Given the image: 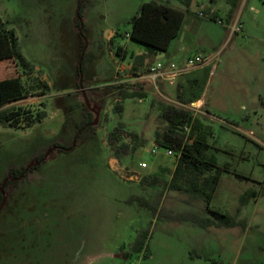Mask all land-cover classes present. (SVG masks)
<instances>
[{
    "label": "rangeland",
    "instance_id": "rangeland-1",
    "mask_svg": "<svg viewBox=\"0 0 264 264\" xmlns=\"http://www.w3.org/2000/svg\"><path fill=\"white\" fill-rule=\"evenodd\" d=\"M79 1L0 0V18L14 29L32 64L21 76L24 94L0 107L20 113L13 124H0V264H264V0H237L229 18L230 0H216L213 19L199 16L207 14L203 8L195 14L198 23L189 17L184 25L191 22L190 31L201 37L196 26L202 22L207 29H201L213 35V48L203 41L193 51L210 54L227 43L212 73L208 68L207 83L202 82L211 113L201 105L200 112L189 110L211 127L209 152L218 166L229 168L220 176L211 207L233 214L245 190L255 193L241 212L247 218L245 230L159 221L148 209L126 203L139 195L155 203L159 212L207 215L203 202L186 204L178 192L141 180L153 175L168 181L176 163L164 148L149 152L154 131L163 127L159 103L151 100L178 99L180 104H174L188 109L200 84L187 97L171 90V100L158 95L126 99L125 112L122 89L146 95L153 87L129 81L132 73L123 66L124 60L131 61L128 55L123 60L115 56L114 49L120 44L133 54L143 51L126 33L129 18L149 0H82L78 19ZM111 29L115 33L106 34ZM89 31L95 33L94 44ZM159 55L154 57L162 59ZM99 57L102 68L96 66ZM4 62L0 78L11 72ZM160 87L163 83L158 82ZM117 103L123 105L121 113L115 110ZM87 110L93 129L78 130L75 125ZM42 111L43 119L26 125L28 117ZM118 122L124 129L111 138ZM117 147L124 153L121 159L115 157ZM141 162L147 166L142 168ZM10 169L24 171L14 175ZM144 229L149 231L144 249L132 252L135 237Z\"/></svg>",
    "mask_w": 264,
    "mask_h": 264
},
{
    "label": "trees",
    "instance_id": "trees-1",
    "mask_svg": "<svg viewBox=\"0 0 264 264\" xmlns=\"http://www.w3.org/2000/svg\"><path fill=\"white\" fill-rule=\"evenodd\" d=\"M190 0H180L183 7L169 5L166 2L156 0L142 1L128 22L130 30L126 34L129 39L140 44L144 48V53L136 55L131 52L129 56L134 59L130 68L131 73H136L140 67L150 66L149 59L168 49L172 39H174L181 28V25L189 14L188 4ZM237 0H230L231 8L228 11V18L233 12ZM84 1H79L77 7V16L80 19L83 15ZM214 16L210 15V19ZM79 26V21H76ZM85 26L81 24V31ZM116 55L125 59L127 52L121 47L115 48ZM0 61H5V68H10V74L7 73L0 78V107L20 98L24 94V87L21 82V76L32 70V64L24 57L18 42V37L13 28H9L0 18ZM80 73L85 70V61L82 59L79 65ZM120 99L126 100L133 97H144L145 94L138 90L122 89L119 93ZM152 100L151 103H155ZM159 103L158 117L163 123V127L154 131V142L161 148L171 150L176 156V163L170 180L166 181L157 176L146 175L141 178L147 185H158L162 190L175 191L183 195L182 201L191 204L195 201H201L204 204L206 216H202L194 211L183 212H163L158 211L155 203L143 196L132 195L126 199L127 204L136 203L139 207L148 209L156 216L159 221L167 222H190L194 226L203 229L210 227H236L240 226L245 230L247 218L241 215L243 208L248 204L250 197H255V193L245 190L238 199L236 210L233 214L225 213L219 209L211 207L210 203L214 191L220 180L223 171H228V165L218 166L216 157L209 152L210 144L208 136L212 133L211 127L204 124L202 120L195 116L189 109L172 103ZM115 110L118 113L123 111V105L117 103ZM19 109L5 107L0 109V124H13L14 118L19 115ZM45 111L40 112L34 117H28L26 125L30 126L45 117ZM83 119L76 123V128L86 131H92V115L87 110L83 112ZM124 129V123L118 122L115 128L110 132V137H115L119 130ZM187 129V130H186ZM117 139V138H114ZM127 145H123V148ZM135 149V146L133 147ZM115 157L121 159L124 153L117 147L114 150ZM11 173L18 175L22 169H10ZM0 193V201H1ZM149 231L144 229L135 237L132 245V252H140L144 249ZM126 258L129 253L123 254Z\"/></svg>",
    "mask_w": 264,
    "mask_h": 264
},
{
    "label": "crops",
    "instance_id": "crops-1",
    "mask_svg": "<svg viewBox=\"0 0 264 264\" xmlns=\"http://www.w3.org/2000/svg\"><path fill=\"white\" fill-rule=\"evenodd\" d=\"M156 1L166 2V1H169V0H156ZM209 1L210 2H209L208 5H204V3L199 4L200 3L199 0H190L189 1L188 9H189L190 13L186 15V17H185V19H184V21H183V23L181 25V28H180V31H179L178 35L174 39H172V41L170 42V44L168 46V49L165 52L159 53L160 54L159 58L163 56L162 59H158L157 57H151L149 59L150 65L155 63V62H157V61H160V60H163V61H166V62L167 61H172V62L176 63L177 65H181L185 61V59L187 57L195 55V54H201L198 51H193V49L195 47H197V46H200L203 41L205 42L206 45L209 43L210 44V48L214 47V46H212L213 35H211L206 30L207 28L205 27L204 23L201 22L203 25L201 23H199V26H196V29L198 27L199 30H202L203 34H202L201 37L203 39L198 35V33H196L195 29H194V33H192L190 31V30L193 29V25L189 24L191 22L192 23L193 22L194 23H198V21H196L197 18H195V14L200 9L206 8L208 10L207 14L208 13H213V16L215 14H218L217 8L215 7L216 0H209ZM172 5H174V6H177V5L183 6V4H182V2H180V0H177V4L175 3V4H172ZM228 11H229V9H227L226 13H228ZM189 17H193V19L190 20L191 22H188L187 27L184 28V25L188 21ZM206 20H208V19H206ZM203 26L206 29H201ZM107 32H110L111 34L115 33L112 29L111 30H107L106 34H107ZM106 34H105V36H106ZM94 35H95L94 32L89 31V36H90L93 44L96 41V39H94ZM131 43L136 44V43H134L132 41H131ZM226 44L227 43H225L220 49L223 50V48L226 46ZM118 45H120V44H118ZM121 47H123V46H121ZM94 48H95V46H94ZM231 48L234 49L235 45L232 44L230 46V49ZM123 49L127 52L128 60L131 61V62L128 63L127 60H124L126 65L123 66V67L124 68H126V67L127 68H131L132 59L133 58H129V54L131 52H133V51L129 50L128 47H123ZM143 53H144V49H143L142 52L134 54V56L141 55ZM114 54H115V49H114ZM210 54H213V53H210ZM100 55H101V53H100ZM204 55H208V54H204ZM115 56H116V54H115ZM101 62H102V59H100V57H99L98 61L96 63V66H100L102 68V66H104V64H102ZM208 68H209V74H210L211 73V65L205 64V65H202V66H199V67L193 68L192 70L187 71L186 73L176 77L172 81H166V80L158 79L156 81V83H152L148 79L147 74H146V71H147L148 67L147 68L140 67L136 73H132L131 75H128L129 76L128 80L129 81H137V82L141 83L142 86L147 84V85H150V87L151 86L153 87L152 91H148V90L146 91V89L144 88L143 91H146L148 94H146L144 97L140 98L139 101H141L142 99L150 98L151 95H158L159 97H161L163 99L171 100L172 96H168V93L171 90L174 91V93L178 92L179 95H182L185 92L184 96L187 97L188 93H189V90H192L193 86L200 84L199 89L195 92L196 98H194L191 101H189L187 106H189L190 104H195L197 106L201 105V106H204L211 113V110H210V108H209V106L207 104V100L204 97V88L202 87V82L205 81L206 74L208 72ZM158 82L159 83H163V88H161V87H160V89L158 88ZM206 83H207V81L204 82V84H206ZM138 87H140V86H138ZM127 100H125L124 103H123L125 112H127V105H128V101ZM159 101L164 102L163 100H159ZM172 101H174V100H172ZM164 103H166V102H164ZM174 103H179L180 104V101H178V99H177V101L173 102L172 104H174ZM242 107H243V109L245 108L244 106H242ZM181 223L186 224L187 222H181Z\"/></svg>",
    "mask_w": 264,
    "mask_h": 264
},
{
    "label": "built area",
    "instance_id": "built-area-1",
    "mask_svg": "<svg viewBox=\"0 0 264 264\" xmlns=\"http://www.w3.org/2000/svg\"><path fill=\"white\" fill-rule=\"evenodd\" d=\"M199 16L203 18L210 17L208 14H203L199 13ZM217 22L220 24L221 20L217 19ZM126 37H129L128 34H126ZM221 49L214 52L213 54H208V55H202V54H195L192 56H189L185 59V61L181 65H177L176 63L172 61H157L153 64H151L147 71V77L152 83H156L158 79L161 80H166V81H172L176 77L186 73L189 70H192L193 68L208 64L211 65V73L212 71L216 68L217 64L220 62V54H221ZM188 109L193 110L194 112H200V105L197 106L195 104H190L188 106ZM187 130V129H186ZM160 148L155 142L152 143L150 147V153L155 154L157 149ZM167 155H173L175 154L169 150L165 149ZM176 157V156H175ZM140 166L142 168L147 166L146 162H141Z\"/></svg>",
    "mask_w": 264,
    "mask_h": 264
},
{
    "label": "water",
    "instance_id": "water-1",
    "mask_svg": "<svg viewBox=\"0 0 264 264\" xmlns=\"http://www.w3.org/2000/svg\"><path fill=\"white\" fill-rule=\"evenodd\" d=\"M82 55H83V53H81V56H80V61L82 60ZM81 75V74H80ZM3 186H1V188H0V193L2 192V190H3V188H2Z\"/></svg>",
    "mask_w": 264,
    "mask_h": 264
},
{
    "label": "flooded vegetation",
    "instance_id": "flooded-vegetation-1",
    "mask_svg": "<svg viewBox=\"0 0 264 264\" xmlns=\"http://www.w3.org/2000/svg\"><path fill=\"white\" fill-rule=\"evenodd\" d=\"M24 169H22V171L18 174V175H21L23 173Z\"/></svg>",
    "mask_w": 264,
    "mask_h": 264
}]
</instances>
